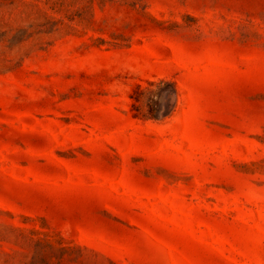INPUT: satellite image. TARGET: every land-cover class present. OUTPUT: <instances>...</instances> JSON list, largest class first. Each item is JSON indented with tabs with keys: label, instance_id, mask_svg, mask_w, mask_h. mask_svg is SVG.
Returning <instances> with one entry per match:
<instances>
[{
	"label": "rangeland",
	"instance_id": "374dc122",
	"mask_svg": "<svg viewBox=\"0 0 264 264\" xmlns=\"http://www.w3.org/2000/svg\"><path fill=\"white\" fill-rule=\"evenodd\" d=\"M0 264H264V0H0Z\"/></svg>",
	"mask_w": 264,
	"mask_h": 264
},
{
	"label": "trees",
	"instance_id": "16d2710c",
	"mask_svg": "<svg viewBox=\"0 0 264 264\" xmlns=\"http://www.w3.org/2000/svg\"><path fill=\"white\" fill-rule=\"evenodd\" d=\"M155 87L156 90L153 89V84H150L149 87L140 89L139 94L140 96L142 94L147 97L146 103L149 107L157 106L159 109H164L163 116H166L174 108V105H171L169 101L171 97L176 96V89L171 84L167 85L163 82L155 85ZM134 99L138 103L141 101L139 97L137 98V96Z\"/></svg>",
	"mask_w": 264,
	"mask_h": 264
}]
</instances>
